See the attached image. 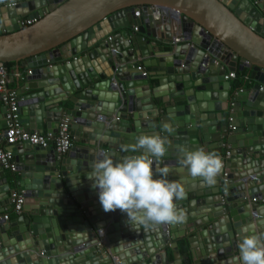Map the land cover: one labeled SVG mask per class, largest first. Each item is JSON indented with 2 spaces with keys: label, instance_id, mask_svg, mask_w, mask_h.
I'll use <instances>...</instances> for the list:
<instances>
[{
  "label": "water",
  "instance_id": "water-1",
  "mask_svg": "<svg viewBox=\"0 0 264 264\" xmlns=\"http://www.w3.org/2000/svg\"><path fill=\"white\" fill-rule=\"evenodd\" d=\"M153 7L163 11L162 21L168 15L179 19L190 43L186 53L181 48L186 44H180L167 51L170 56H158L157 41L142 36L154 37L158 29ZM21 17L34 22L21 28ZM138 18L146 21L132 38L126 28ZM213 42L251 67V88L228 93L230 81L224 75L230 67L210 52ZM9 61L31 70L25 88L41 89L19 96V118L26 128L32 119L40 130L44 121L55 133L64 114L70 121L82 118L91 130L79 136L78 125L70 122L71 134L82 140L65 158L51 147L13 145L20 179L16 187L37 203L22 216L0 222V264H182L176 262L178 246L171 241L186 233L193 235L187 237L185 264H242L237 259L241 239L264 232V3L21 0L0 8V66ZM68 102L72 107L64 109ZM5 112L0 106V129ZM164 123L174 132H165ZM142 133L167 136L168 152L159 167L179 165L178 145L208 151L210 141L224 146V136L230 155L215 184L205 189L197 184L200 178L172 177L170 171L168 179L177 178L187 193L176 202L187 212L183 224L146 228L130 224L120 210L111 211V219L94 221L96 213L104 212L98 190L92 187L86 197L95 200L86 202V190L78 185L90 181L87 175L100 152L114 161L133 155L135 137ZM15 191L0 167V213L10 208Z\"/></svg>",
  "mask_w": 264,
  "mask_h": 264
},
{
  "label": "clouds",
  "instance_id": "clouds-1",
  "mask_svg": "<svg viewBox=\"0 0 264 264\" xmlns=\"http://www.w3.org/2000/svg\"><path fill=\"white\" fill-rule=\"evenodd\" d=\"M163 129L168 134L174 132L167 123L163 124ZM168 145L167 136L142 133L135 137L131 148L133 153L139 154L114 161L109 153H99L87 177L98 190L104 212L120 210L126 213L130 224L146 228L175 226L187 221V212L176 203L186 198L184 185L168 179L169 166H158L168 152ZM177 152L178 164L191 177L200 178L208 186L215 184L224 166L216 152L203 147L190 150L182 145L177 146ZM238 248L237 259L242 264H264V232L244 236Z\"/></svg>",
  "mask_w": 264,
  "mask_h": 264
},
{
  "label": "built area",
  "instance_id": "built-area-1",
  "mask_svg": "<svg viewBox=\"0 0 264 264\" xmlns=\"http://www.w3.org/2000/svg\"><path fill=\"white\" fill-rule=\"evenodd\" d=\"M20 2L21 0H0V8L10 6L13 7L20 4ZM161 13H163V11L160 8H152V20L154 22H158V29H156V32L157 30H160L162 36L164 33H167L169 38H162H164L163 40L172 48L178 44H186L188 46L190 43L184 40V35L180 25L178 29H176L173 20L170 19V15H168L169 19L162 21ZM141 21L144 23L146 20L142 18ZM32 22H34L32 19L24 17H21L17 20V24L21 28L30 25ZM132 28L135 32L138 31V26L135 25ZM155 38L158 40L161 39V37L158 38V36H155ZM138 69H141V67H138ZM143 74H145V72H143ZM26 75H31L30 69L26 71ZM13 76L17 77L18 79L25 78L20 72H15ZM235 77V71H228L224 75V80L229 81ZM248 78V75H244L245 80ZM8 82L9 72L3 64L0 66V101L1 104L6 108V112L4 113L5 127L0 142V167L4 170L16 173L18 163L14 159V155L11 150L13 145L16 143H28L31 146L39 147L41 149H47L48 147H51L58 157H61L62 155L69 152L73 144V139L70 128V120L68 117H63L59 120L55 133L43 134L37 130L25 128L20 121L18 113L19 96L15 90L8 88ZM229 155L230 152L227 150L224 153V156L221 157L222 160H226ZM11 197V212L15 215H20L23 211L26 201L24 191H15ZM9 219L10 213H0V222L7 221Z\"/></svg>",
  "mask_w": 264,
  "mask_h": 264
},
{
  "label": "crops",
  "instance_id": "crops-1",
  "mask_svg": "<svg viewBox=\"0 0 264 264\" xmlns=\"http://www.w3.org/2000/svg\"><path fill=\"white\" fill-rule=\"evenodd\" d=\"M230 1L231 0H228L227 2H230ZM248 1L251 2L252 4H254V3H264V0H248ZM138 9H140V8H138ZM137 15L140 16V11L139 10L137 12ZM173 17L176 18L175 16H173ZM136 22H137L136 23V26H138V28H140L139 23H142V21L139 20V18H138V19H136ZM5 23L7 24V26H11L10 19L9 18H6ZM177 24L179 25V22ZM178 25H176L175 28L178 29ZM132 27L133 26H129V27L126 28V31H127L128 35L131 36L132 38H134V36L140 35V33L138 31L135 32ZM118 31L119 30L114 31L111 34H109L108 36H111L113 33L118 32ZM161 34L162 33H161L160 30H157V32L155 33V36H158V38L161 37V39H159V40L157 38H155V36L154 37H148L146 34H142V36L146 40H150V41H154L156 39L155 40V41H157V44H156L157 45V50L156 51H158V52H156V55L161 56V57H163V56H170V54L167 51H169L170 49H172V47H170V45L163 40L164 38H166V36L168 34L167 33H164L163 34V37L164 38H162V35ZM212 44L215 45L216 50H215V52H212L210 50V52L215 56L216 60L218 62H220L221 64H224V65L225 64H228L229 65L230 69H228L226 72H228V71H235L236 72V77L234 79H232V80H229L230 81V88L228 90V93H230V94L231 93H234L238 89L251 88L252 85H253V83H254V81L250 77L251 67L248 66L246 63H242L241 64L238 56H236L235 54L231 53L226 48H224L220 44H218L217 42H213ZM182 47H185V48H183V50H185V53L188 51V49H190V47L189 46H186V45L185 46H181V48ZM92 48H93V46H92ZM88 50H91V48H89ZM104 50H106V49H104ZM82 54H84V53H82ZM177 61L178 60L176 59V60L173 61V63H174V65L179 66V63H177ZM139 65H142V64L139 63ZM12 67H13V69L10 70V71H8L9 72L8 88L15 90L16 93L18 94V96H20V97L21 96H25V95H27L29 93H34V92L41 91V89H39V88H29V89L25 88V85L28 84L27 81H25L26 78L18 79L17 77L13 76L15 72H20L25 77L26 71L28 70L27 68H25V66H23L20 62L19 63H16L15 62ZM244 75H248L249 78L247 80H245L244 79ZM32 82L33 83H36L35 81H32ZM151 82H154V80H151ZM244 82L246 84H248V87H242V86H240L239 88L236 87L238 84L244 83ZM22 91H23V93H19V92H22ZM220 94H224V92H220ZM223 104L225 106V102ZM62 105H64V109H69V108L72 107V103L71 102H68L67 104H64L63 103ZM0 106L3 107V105L1 104V101H0ZM89 106L91 107L93 105H89ZM54 111H55V109L50 110V112H54ZM203 115L206 116V114H203ZM210 115H212V114L210 113ZM63 117H68V116L62 114L61 118H63ZM2 119L5 120L4 115H2ZM70 122H72V124L78 125V127H79L80 130H78L76 132H77V134L79 136L82 135V134H86L87 132H89L91 130V128L89 127V125L87 123L86 124L85 123H82L83 122V119L82 118L75 117ZM23 126H25V128H26L27 127V124H24ZM35 126H37V124L34 123V121L31 119V123H30V125H29V127L27 129L37 130L39 132H41V129H42L43 131L41 133H43V134L54 133L53 132L54 128H51L50 127V129H49L50 131H48L46 129V125H45V122L44 121L41 124V129L40 130H38ZM55 126H57V125H55ZM4 127H5V125H4ZM4 127L0 129V135L3 133ZM85 127L88 130H86ZM75 130H77V129H75ZM71 131H72V129H71ZM72 139H73L72 146L76 145V141L78 139L82 140L81 137H75L73 134H72ZM221 141L224 142V144H223L224 146H221V142H215V141L214 142L213 141L211 142L210 141V144H211L210 146L212 148H210L208 151H210V152H216L220 157L224 156V153L227 150H230L229 145H227V136H224L223 138H221ZM0 142H1V140H0ZM78 144H81L82 145V143H80V142ZM220 149H222V150H221L220 153H218V151ZM19 150L22 151L20 149V147H19ZM67 154H68V152L66 154L62 155L60 158H65L67 156ZM134 154H139V153H134ZM227 160H224V162L225 161L227 162ZM171 170H174V172L171 174L172 177H180V176H183V175L184 176L185 175L186 176H189V174L187 173V170L185 168L181 167L180 165L171 166ZM4 171L7 174L8 182L11 185V188H14L16 190V192H18L20 190H23L22 188H17L16 187L18 181L20 180L17 172L16 173H13V172H10L8 170H4ZM178 171H180V172H178ZM236 171H238V168H236ZM14 177H16V179ZM14 180H16V182ZM174 180L177 181V178L174 179ZM183 180H186V179H183ZM194 183H196V182H194ZM86 184L91 185V181H84L80 185H78L79 187H81V191H85L86 190V192L84 194L82 192V194L84 195V197H86V195H88L90 193L89 191L92 188V186L86 187ZM197 184H201L204 189L207 187V185L204 182H202V181L197 182ZM62 188L66 191L64 185H62ZM92 190H93V188H92ZM67 198H69V196H67ZM94 198L95 197H92V199H90V197L89 198L86 197L85 200H86V202H89L90 200H92V201L95 200ZM31 201L32 202H30V199L26 198V201H25V204H24V207H23V211L21 212L20 215H15V214H13L11 212V202H10V208L5 207L2 212H8V213H10V219H16L19 216H22L23 213H24V211L28 212V210H31L34 207V205H35L34 203H37V199H34V200L31 199ZM67 208H72V206H67ZM97 210L98 209H96V211ZM104 216H106V217H104ZM105 218L111 219L110 212H107V213L106 212H103V213H99L98 212V213H96L93 216L94 221H104ZM2 223H6V221H3ZM183 228H184V226H181V229H180L181 230L180 231L181 233L183 232ZM105 229H106V227H104V229H103L104 232H105ZM117 234H119V231L118 232H114L112 235H117ZM191 235H193V233H186V235H184V236H182V237H180V238H178L176 240L171 241L172 245H174V243H177V246H178V249H177L176 252L179 253L180 257H177L178 260L176 262H179V261L181 262L182 261L181 263L182 264H185L184 263V260H186L189 257V247H188L187 237H189ZM102 240L103 239H101V241ZM103 242H105V241L103 240ZM165 251L169 255L170 259H172V251H171V248L169 246H166L165 247ZM173 253L175 254V252H173ZM186 254L188 255V256H186L187 258H183V256H185Z\"/></svg>",
  "mask_w": 264,
  "mask_h": 264
},
{
  "label": "trees",
  "instance_id": "trees-1",
  "mask_svg": "<svg viewBox=\"0 0 264 264\" xmlns=\"http://www.w3.org/2000/svg\"><path fill=\"white\" fill-rule=\"evenodd\" d=\"M15 62H13V61H9V62H5L4 63V67L8 70V71H10V70H12L13 69V64H14ZM236 86V85H235ZM240 86H242V87H248V84H246L245 82L244 83H240V84H238L236 87H240Z\"/></svg>",
  "mask_w": 264,
  "mask_h": 264
},
{
  "label": "bare ground",
  "instance_id": "bare-ground-1",
  "mask_svg": "<svg viewBox=\"0 0 264 264\" xmlns=\"http://www.w3.org/2000/svg\"><path fill=\"white\" fill-rule=\"evenodd\" d=\"M228 1V0H227ZM232 1V0H231ZM171 19L173 20V23L175 24V26L176 25H178L177 23L179 22V19L178 18H174L173 16L171 17ZM178 27H179V25H178ZM177 29V28H176ZM210 50L212 51V52H215V50H216V47H215V45L214 44H211V46H210ZM101 153V152H100Z\"/></svg>",
  "mask_w": 264,
  "mask_h": 264
}]
</instances>
